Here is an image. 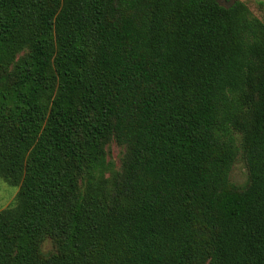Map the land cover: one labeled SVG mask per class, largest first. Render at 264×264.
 I'll return each mask as SVG.
<instances>
[{"label": "trees", "instance_id": "obj_1", "mask_svg": "<svg viewBox=\"0 0 264 264\" xmlns=\"http://www.w3.org/2000/svg\"><path fill=\"white\" fill-rule=\"evenodd\" d=\"M230 1L0 0V264H264V23Z\"/></svg>", "mask_w": 264, "mask_h": 264}, {"label": "rangeland", "instance_id": "obj_2", "mask_svg": "<svg viewBox=\"0 0 264 264\" xmlns=\"http://www.w3.org/2000/svg\"><path fill=\"white\" fill-rule=\"evenodd\" d=\"M240 1L244 2L253 15L264 23V0ZM225 6H230V4L225 3ZM107 153V160L112 163L113 171L116 172L120 170L124 149L116 142H112L107 148ZM108 176H110V173ZM229 179L231 185L237 189L243 190L249 185V169L242 151L239 152L231 169ZM18 191V187L11 186L5 180H0V211L12 206L15 203ZM42 251L45 254H52L55 252V246L50 239L44 242Z\"/></svg>", "mask_w": 264, "mask_h": 264}, {"label": "water", "instance_id": "obj_3", "mask_svg": "<svg viewBox=\"0 0 264 264\" xmlns=\"http://www.w3.org/2000/svg\"><path fill=\"white\" fill-rule=\"evenodd\" d=\"M233 1H234V0H231V1L229 2V4L232 5V4H233Z\"/></svg>", "mask_w": 264, "mask_h": 264}]
</instances>
